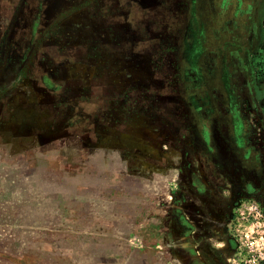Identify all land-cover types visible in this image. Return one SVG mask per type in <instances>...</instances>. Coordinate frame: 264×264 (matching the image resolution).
<instances>
[{
	"label": "rangeland",
	"instance_id": "rangeland-1",
	"mask_svg": "<svg viewBox=\"0 0 264 264\" xmlns=\"http://www.w3.org/2000/svg\"><path fill=\"white\" fill-rule=\"evenodd\" d=\"M218 9L0 0V264H246L229 223L264 205V123L228 144Z\"/></svg>",
	"mask_w": 264,
	"mask_h": 264
},
{
	"label": "crops",
	"instance_id": "crops-1",
	"mask_svg": "<svg viewBox=\"0 0 264 264\" xmlns=\"http://www.w3.org/2000/svg\"><path fill=\"white\" fill-rule=\"evenodd\" d=\"M218 8L215 24L201 22L203 48L217 40L222 59L218 60V82L227 103V128L231 131L228 144L235 145L232 136L240 126L243 148L253 151L248 133L257 130L259 122L264 123V0H218ZM208 129L204 128V140L213 147Z\"/></svg>",
	"mask_w": 264,
	"mask_h": 264
},
{
	"label": "built area",
	"instance_id": "built-area-1",
	"mask_svg": "<svg viewBox=\"0 0 264 264\" xmlns=\"http://www.w3.org/2000/svg\"><path fill=\"white\" fill-rule=\"evenodd\" d=\"M230 230L239 254L245 250L246 264H260L264 259V205L247 194L238 200L231 213Z\"/></svg>",
	"mask_w": 264,
	"mask_h": 264
},
{
	"label": "flooded vegetation",
	"instance_id": "flooded-vegetation-1",
	"mask_svg": "<svg viewBox=\"0 0 264 264\" xmlns=\"http://www.w3.org/2000/svg\"><path fill=\"white\" fill-rule=\"evenodd\" d=\"M248 193H252V192H247L246 194H248Z\"/></svg>",
	"mask_w": 264,
	"mask_h": 264
}]
</instances>
